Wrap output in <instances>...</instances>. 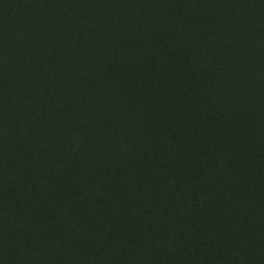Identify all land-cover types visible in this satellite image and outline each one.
<instances>
[{"label":"trees","instance_id":"16d2710c","mask_svg":"<svg viewBox=\"0 0 264 264\" xmlns=\"http://www.w3.org/2000/svg\"><path fill=\"white\" fill-rule=\"evenodd\" d=\"M0 1V264H264V0Z\"/></svg>","mask_w":264,"mask_h":264},{"label":"rangeland","instance_id":"374dc122","mask_svg":"<svg viewBox=\"0 0 264 264\" xmlns=\"http://www.w3.org/2000/svg\"><path fill=\"white\" fill-rule=\"evenodd\" d=\"M15 2H19L21 5L19 7L20 11H23V14H21L19 16V20L23 21V18H25V16L28 19H31L33 22L31 23L33 28L36 29L37 33L39 32L40 34V39H44V37L47 36L46 34V29H45V17L43 15V13H40L39 10L37 11L34 8H30L29 5L27 7V3L26 0H15ZM67 5V4H66ZM2 4L0 1V44H2L3 46H8V44L12 43V38L15 39V41H17L18 43H21L23 41L22 37L20 36H16V29L11 30L10 27L7 25V17H5L2 12ZM68 11V9H65ZM70 10V9H69ZM8 12H11V10L9 9ZM37 39L34 41V44L37 45ZM7 63L8 62V57H5L3 60V63ZM36 65V64H34ZM3 83L0 84V86ZM1 90V89H0ZM2 90L5 92V87L2 86ZM8 93H5L4 95L7 96Z\"/></svg>","mask_w":264,"mask_h":264}]
</instances>
